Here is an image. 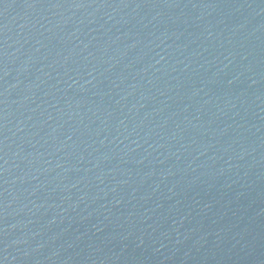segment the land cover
Wrapping results in <instances>:
<instances>
[{"label": "water", "instance_id": "95a60500", "mask_svg": "<svg viewBox=\"0 0 264 264\" xmlns=\"http://www.w3.org/2000/svg\"><path fill=\"white\" fill-rule=\"evenodd\" d=\"M0 264H264V0H0Z\"/></svg>", "mask_w": 264, "mask_h": 264}]
</instances>
